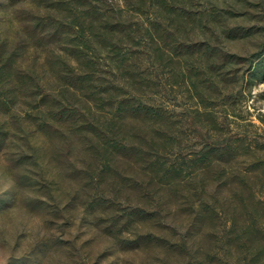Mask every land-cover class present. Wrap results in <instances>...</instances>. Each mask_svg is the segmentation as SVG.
<instances>
[{
    "label": "rangeland",
    "instance_id": "374dc122",
    "mask_svg": "<svg viewBox=\"0 0 264 264\" xmlns=\"http://www.w3.org/2000/svg\"><path fill=\"white\" fill-rule=\"evenodd\" d=\"M65 1L0 0V264H264V0ZM115 41L159 115L102 110Z\"/></svg>",
    "mask_w": 264,
    "mask_h": 264
},
{
    "label": "trees",
    "instance_id": "16d2710c",
    "mask_svg": "<svg viewBox=\"0 0 264 264\" xmlns=\"http://www.w3.org/2000/svg\"><path fill=\"white\" fill-rule=\"evenodd\" d=\"M69 1L70 0H66L64 6H66ZM57 2H58V0H57ZM102 2H104V0ZM72 3L80 4L79 0H71L68 3V5L71 6ZM58 4H56L57 7H58ZM82 5H84V4H82ZM124 9L128 13H130L131 11L136 12L135 10H132V8H129V6H125ZM80 11L81 12L79 14L80 15L84 14L85 18H87V16H89L88 15L89 13H91V14L96 13V10L93 11V8H91V6H88V8L85 9L86 12H84L83 9ZM108 12H112V9H109L107 11L102 12L104 14V16H101L100 18L108 20V21L105 23V25H101L97 30L99 32H104L107 35H111V36L113 35L114 31L119 32L117 34H123V33H120V31H121V28L124 27V24L122 22L116 23L115 27L118 26L119 29L114 30L115 27L113 26V24L115 25V22L114 23L109 22L110 15ZM91 14H90V16H91ZM153 15H155V14L153 12H151V14H150L151 18L153 17ZM150 16H149L148 21L151 20ZM87 19H89V18H87ZM90 19H91V17H90ZM110 20H112V19H110ZM89 23H92L91 20L89 21ZM108 24L110 25L109 27L107 26ZM142 24H145V21L142 20V22L138 23L136 26L138 27L139 25H142ZM85 25H86V22H80L78 25L74 26V28L76 29V33L78 34L75 36L74 40H76L78 42L77 45H79L80 48L82 49L81 53H86L85 50L87 51V46L90 45L91 39L95 38V34L93 32H90L89 29H86ZM128 28H130V26H128ZM132 33L131 34L130 33H124V35H125V37L130 36V39L132 40V42L136 41V40H142L139 37L141 35L140 34L141 33L140 27L133 30ZM155 40H157V39H155ZM132 44L131 45L122 44L121 42H118V41H115V43H113V44L110 43V45L106 49H104L106 52L100 51V54L96 60H92L93 57H91L87 53L86 55H88V56L85 57L84 62L88 63L89 65H92V67H95V70L82 71V73L84 74V76L87 79L92 77V75H97V74H105L106 77L109 76L107 78V82L110 85L109 89H113L114 92L119 94V96H116V98H112L111 99L112 101L110 103L109 102H107L106 104L102 103V110L105 108L110 109V108H112L114 103H117L118 110H115L114 118L117 116L118 112H121V114H125L124 112H129V111H131V113H134V115H135V116L132 114L128 115V117H132V118L139 117V116H137L139 112L145 113L144 114L145 117H150L152 115L157 116V115H159V112H163L159 108V105L155 104L154 102H152V103H149V102L147 103L146 101L144 102L141 97L137 96L138 94L136 95L134 93L135 91L133 92V94H131L130 92L129 93L127 92V89H128L127 85L129 83H131L129 80H127V78L132 79V81L134 82V84H132V85H134V86L135 85H138V86L145 85V87H146V86H150L149 82H151V80H149V77L146 74H144L142 70H140L141 65L136 63V60L138 59L137 55L142 54L139 51L140 48L142 47V44L138 45V50L132 48ZM155 51L160 52L159 45L155 48ZM100 66H101V68L98 69V67H100ZM122 74H125L126 78H124V79H122V81H120L118 77L121 76ZM107 89H108V86L104 89V92H106ZM101 92H103V90ZM121 108H123V109L120 110ZM162 109H165V108H162ZM111 116H113V114ZM118 122H120V123H118L116 128H115L116 132H118L120 129L126 128V125L129 123L128 118L123 119V120H118ZM101 129H103L104 132H106V128L104 125H101ZM102 142H103V146H105V145L108 146V144H106L105 140H103ZM109 148H111V150L113 149L112 151L114 153H117L116 148H113V146H111Z\"/></svg>",
    "mask_w": 264,
    "mask_h": 264
}]
</instances>
